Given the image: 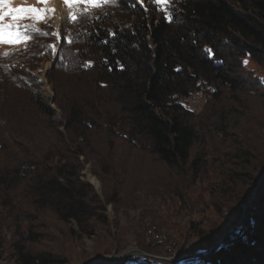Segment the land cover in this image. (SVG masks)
Returning <instances> with one entry per match:
<instances>
[{
    "label": "trees",
    "instance_id": "1",
    "mask_svg": "<svg viewBox=\"0 0 264 264\" xmlns=\"http://www.w3.org/2000/svg\"><path fill=\"white\" fill-rule=\"evenodd\" d=\"M167 10L117 0L73 22L68 9L36 22L48 36L0 50V264H71L85 237L111 254L132 212L168 229L165 205L183 217L181 264H264V0ZM88 164L100 193L80 176Z\"/></svg>",
    "mask_w": 264,
    "mask_h": 264
},
{
    "label": "rangeland",
    "instance_id": "2",
    "mask_svg": "<svg viewBox=\"0 0 264 264\" xmlns=\"http://www.w3.org/2000/svg\"><path fill=\"white\" fill-rule=\"evenodd\" d=\"M141 1H144V0H141ZM13 6L14 7L30 6V7H37V8L47 7V8L55 9V11L52 13H45L44 17L40 21H44V20H47L49 18H53L56 21H58L59 24H60L61 18L67 16V10H68L67 9L68 7L63 3V0H49V3L47 5L39 3L38 0H14ZM158 6L162 9L165 8L164 5H158ZM30 21H32V20L31 19H25L23 21V23H29ZM20 44H22V43H19L16 45L0 44V50H7L8 48H11V47H14V46H17ZM47 64H51V62H47L45 64V67ZM252 66L255 67L254 64H252ZM44 88L46 89L47 92H49L47 90L48 85L45 84ZM80 176L86 182L90 181L91 177H94L96 179V182H94V183L97 186H95L93 184L92 185L100 193L101 182L93 174L90 164L86 165V167L80 171ZM260 181H261V179H260ZM259 183H261V182H259ZM258 192L260 193L259 190H258ZM250 203H248V204H250ZM166 206L167 205H165V208H160L159 213L161 215L165 216V219L168 221V224H169L167 227L168 229H162V228L159 229L158 226L156 227L151 222H148L145 225H143V223L141 221H139L138 219L134 220L136 211L132 212V214H133L132 218L124 217L121 219L122 226L118 232L120 234V237L122 240L121 244H120L121 245L120 249L115 248L111 254H107V255H103V256H95L94 248H93L95 240L92 238H89V237H85V238L78 240L75 243H72L69 245L68 252L70 253V255L72 257V263L71 264H98L103 260H109V261L118 260V259H120L121 255H123V253L128 254V253H131V252L138 250V249L144 250V249L140 248L138 245V240L140 238L146 239L147 244H151L154 246H164L167 249V252L169 253V255L166 257L178 258L176 256L177 249L184 242V240L180 237V232L182 231V223H184V221H182L183 217L181 215H177V211H172L171 208H170L171 210L168 211ZM107 209H108V213L110 215L111 222L114 225V221L116 218V213L114 211V208L112 205H109ZM208 212H209L210 216H212L213 219L217 218V216L212 211L209 210ZM170 214H172V215L169 216ZM228 226H229V223L223 224V226H222L223 231H222V233H220L218 235L216 242H219L220 240L225 239V237L233 229L232 227L228 228ZM151 230L153 231V233L150 232ZM159 230H161L162 232H160ZM114 231H117V228L114 227ZM157 231L162 233L163 235H166V239L164 238V241L161 242L162 244L158 243L154 239L155 236L153 234H154V232L156 233ZM152 237H154V238H152ZM174 242H175V245H174ZM216 242H215V244H216ZM169 247H172L173 250L170 251ZM144 251H146V250H144ZM147 252H149V251H147ZM151 253H154V252H151ZM162 256H165V255H162ZM4 263H5V260L3 261V264ZM156 263L157 264H172L171 262L165 263L162 261H157ZM173 264H177V263L173 262Z\"/></svg>",
    "mask_w": 264,
    "mask_h": 264
},
{
    "label": "snow or ice",
    "instance_id": "3",
    "mask_svg": "<svg viewBox=\"0 0 264 264\" xmlns=\"http://www.w3.org/2000/svg\"><path fill=\"white\" fill-rule=\"evenodd\" d=\"M39 3L47 5L49 0H38ZM117 0H63V3L69 9L68 18L73 22L77 21V16H87L90 15V8H98L105 4H115ZM155 5H164V11L167 13L166 18L171 21L173 15L168 12L167 6L170 0H153ZM14 0H0V44L4 45H16L19 43H24L32 38L33 33H38L40 35L48 36V32L41 31V29L36 27V22L40 21L45 13H52L55 9L51 8H37L30 6H20L14 7ZM81 5H86L87 7L80 9ZM74 9H80L79 12L74 11ZM25 19H31L33 23H23ZM51 35L57 36L59 39V34L56 32L51 33ZM69 39V43H71ZM55 50L54 45L47 46ZM211 52V50H208ZM4 57L11 55L9 52L2 53ZM91 62H89L90 65ZM247 61H245V64Z\"/></svg>",
    "mask_w": 264,
    "mask_h": 264
},
{
    "label": "water",
    "instance_id": "4",
    "mask_svg": "<svg viewBox=\"0 0 264 264\" xmlns=\"http://www.w3.org/2000/svg\"><path fill=\"white\" fill-rule=\"evenodd\" d=\"M64 18L65 17L61 18L60 24H62ZM52 65H53V63L46 65L45 73H44V77H43V80H44L45 84L48 85L47 90L49 92L46 91V95L48 97H50L51 100H53L54 92L51 89V86H50V84L48 82V79H47L46 75L48 73V70L52 67ZM52 106L55 108V104L54 103L52 104ZM59 113H60V111H59ZM88 183L97 186L94 182L88 181ZM260 186H261V183H259V186H258V190L259 191H260ZM250 205H252V203L248 204L245 207V219L243 221V230L245 229V227L247 225V222H248V218H249L248 208H249ZM234 236L237 237L238 235H234ZM224 241L225 240L222 239L219 242H216V244L214 245V248L216 249ZM202 255L203 254H194V255H192L190 257H199V256H202ZM127 258H135V259H138V260H148V261H152V262L162 261V262H165V263H166V261H172V262H175L177 264H181V262L183 260L182 258H170V257L162 256V255H159V254H156V253H151V252H147V251L138 249V250H135V251H133L131 253H128V254L127 253H123V255H121L120 259H118V260H114V261L103 260L100 263L117 264V263L124 262V260L127 259Z\"/></svg>",
    "mask_w": 264,
    "mask_h": 264
},
{
    "label": "bare ground",
    "instance_id": "5",
    "mask_svg": "<svg viewBox=\"0 0 264 264\" xmlns=\"http://www.w3.org/2000/svg\"><path fill=\"white\" fill-rule=\"evenodd\" d=\"M90 181H92V182H96V179L94 178V177H91V180ZM156 230V229H155ZM151 232V231H150ZM151 233H153V232H151ZM156 233H160V232H156ZM162 234V233H161ZM154 235V234H153ZM152 235V236H153ZM155 236V235H154ZM152 238H154V237H152ZM164 238L166 239V235H163V237H160V238H158V239H155L158 243H161V242H163L164 241ZM156 242V243H157ZM162 244V243H161ZM169 249H172V247H169ZM166 262H171L172 264H173V262L172 261H166Z\"/></svg>",
    "mask_w": 264,
    "mask_h": 264
},
{
    "label": "built area",
    "instance_id": "6",
    "mask_svg": "<svg viewBox=\"0 0 264 264\" xmlns=\"http://www.w3.org/2000/svg\"><path fill=\"white\" fill-rule=\"evenodd\" d=\"M151 232H153V231L151 230ZM154 235H155V239H158L160 237H163V234H161V233H155L154 232ZM174 245H175V242H174ZM169 250L172 251L173 249H169Z\"/></svg>",
    "mask_w": 264,
    "mask_h": 264
}]
</instances>
